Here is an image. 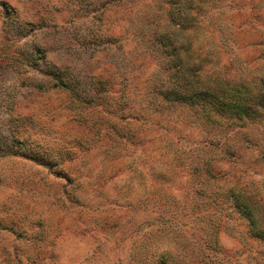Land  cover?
Segmentation results:
<instances>
[{"label":"rangeland","instance_id":"374dc122","mask_svg":"<svg viewBox=\"0 0 264 264\" xmlns=\"http://www.w3.org/2000/svg\"><path fill=\"white\" fill-rule=\"evenodd\" d=\"M0 0V264H264V0ZM238 194V195H236Z\"/></svg>","mask_w":264,"mask_h":264},{"label":"trees","instance_id":"16d2710c","mask_svg":"<svg viewBox=\"0 0 264 264\" xmlns=\"http://www.w3.org/2000/svg\"><path fill=\"white\" fill-rule=\"evenodd\" d=\"M193 2L194 0H170L172 19L175 24L179 21L188 23L186 12L193 6ZM170 64L176 69L168 85L160 87V92L164 97L192 104L210 103L218 110L229 111L239 116H252L253 108L257 103L264 106V97L253 100L252 96H248L241 86L231 85L229 82L220 80L210 84L206 80L194 78L189 68V59L177 53L170 58ZM235 198L238 203L242 204L243 212L249 218L252 232L259 237H264V226L259 223L254 207L241 200L240 197L236 196Z\"/></svg>","mask_w":264,"mask_h":264}]
</instances>
